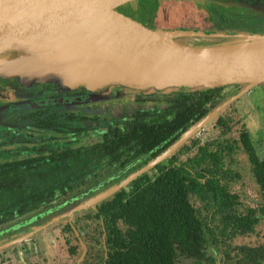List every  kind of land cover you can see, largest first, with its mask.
<instances>
[{
  "label": "trees",
  "instance_id": "1",
  "mask_svg": "<svg viewBox=\"0 0 264 264\" xmlns=\"http://www.w3.org/2000/svg\"><path fill=\"white\" fill-rule=\"evenodd\" d=\"M183 26L174 22L169 28ZM238 85L180 90L172 94L176 108L169 117H157L162 122L139 120L126 131L109 127L96 140L82 142L77 135L85 127L65 120L86 116L61 114L59 122L55 113L30 112L27 117L43 129L44 138L8 141L0 150V251L61 224L68 233L65 257L73 264L83 249L77 264H264V156L256 154L242 124L234 134L232 123L238 120H233V102L210 120L219 128L217 137L197 147L192 156L179 161L177 150L166 163L155 165L156 172L142 171L125 186L95 199L141 169L124 173L102 168L114 166L119 159L127 162L139 153L153 158L236 93ZM24 142L28 147L19 153ZM235 150L245 159V169L239 157L241 170L222 168L235 162ZM109 173L120 176L73 201L89 188L91 176L96 185ZM247 194L254 195L255 205L244 201ZM59 195L61 203L69 201L59 202L54 209L51 202ZM49 208L54 211L35 217L28 227L20 222L19 229L1 225L23 212ZM69 209L73 211L66 214ZM57 214L58 219L39 226Z\"/></svg>",
  "mask_w": 264,
  "mask_h": 264
},
{
  "label": "water",
  "instance_id": "2",
  "mask_svg": "<svg viewBox=\"0 0 264 264\" xmlns=\"http://www.w3.org/2000/svg\"><path fill=\"white\" fill-rule=\"evenodd\" d=\"M135 1L0 0V77L19 78L18 82L26 86L34 81L52 82L63 88L84 87L91 91L99 90L105 83L159 88L170 85H243V89L209 110L187 129L169 151L242 93L264 82V51L241 52L223 48L239 42L264 39V33L242 34L240 41L215 47L184 44L174 39L173 32L154 27L120 9ZM37 40L113 46L124 50L129 57L123 60L124 68L113 69L73 58L7 48L14 43ZM11 50L16 52H12L13 57L7 58ZM143 170L141 168L113 184L95 199L125 186ZM72 211L69 209L66 214ZM59 216L54 215L39 226L44 227ZM83 253L84 250L77 262Z\"/></svg>",
  "mask_w": 264,
  "mask_h": 264
},
{
  "label": "rangeland",
  "instance_id": "3",
  "mask_svg": "<svg viewBox=\"0 0 264 264\" xmlns=\"http://www.w3.org/2000/svg\"><path fill=\"white\" fill-rule=\"evenodd\" d=\"M210 0H137L135 2L126 4L120 9L124 12L130 13L138 18L145 20L146 22H152L154 25H160V29L167 32H173V37L180 43L191 44L196 46H207L215 47L226 45L229 43L240 41L239 38L234 40H228L225 36L210 35L204 33H196L188 29L192 20L191 17L187 18L189 15H194V11L197 14L198 22L197 25L199 29H205L206 27L218 26L219 28H226L228 26H234L235 24H242L253 29H264V0H217L209 4ZM222 5L218 8L209 9L211 18L204 11V6H216ZM187 15V16H186ZM221 15V17L219 16ZM177 16L178 19L174 21L173 17ZM184 24L182 28H169L173 23ZM193 25V24H192ZM16 51H8L7 58L13 57ZM4 78H14V77H4ZM19 80V78H15ZM28 84L29 87H33L37 82ZM18 83V82H17ZM121 85V84H119ZM106 90H115L118 86L116 83H105L101 88ZM126 85H124L125 87ZM178 86V85H170ZM168 87V86H165ZM129 88L140 90L138 94L134 97L132 94L128 93ZM159 87L155 86H126V88H120L118 95L114 98H108L106 105L97 106L94 108H88L82 104H76L71 109L77 114L86 115V112L93 119H76L78 125H83L85 131L82 134L77 135L79 142L85 141L86 139L93 138L94 140L99 137L100 133L103 131L105 124L109 121H113L115 118L120 117H130L138 108V105L134 98H140L146 93L157 89ZM163 88V87H160ZM125 89V90H124ZM238 90L243 89V85L237 86ZM88 90V89H87ZM104 90V91H106ZM128 90V91H127ZM126 91V92H125ZM105 94V93H104ZM264 82L252 86L250 89L242 93L233 101V120H238L237 124L234 122V134H237L235 128H238L240 124L246 130L249 142L256 152L260 156H264ZM33 98V99H32ZM31 100H34V94L30 96ZM18 94L14 89L6 88L0 92V142L5 141L9 134H11V126H6L2 122H6L8 125L17 119L20 111L17 105ZM96 104V103H95ZM3 107V108H2ZM65 108V107H64ZM62 108V109H64ZM156 109L159 106L155 107ZM61 109V110H62ZM66 124H71L67 122ZM212 130L210 125L204 127L203 130L199 131L196 135L200 138H205L211 133ZM35 137V131L33 134ZM37 140V139H34ZM40 141V140H38ZM241 161V165L245 169L246 163L242 154H238ZM120 175L117 173H109L104 176L105 180L103 183L96 184L93 182L95 176L89 178L87 188L80 196H76V199H82L87 197L97 190H99L102 185L111 183L114 179L118 178ZM254 195H248L244 199L245 202H249L255 205ZM61 195L55 197L51 202L53 208L59 205L61 200ZM60 202L63 203L68 202ZM57 208V207H56ZM52 211L51 208L40 211L39 209L23 212L19 215L13 217L5 223H1L3 226L14 225L15 228L19 226L17 223L25 224L28 227L35 217L43 215H49ZM17 225V226H16ZM41 226V225H40ZM19 229V227L17 228ZM62 225H56L52 229L47 230L43 234L33 235L31 237L20 239L18 243L7 247L0 251V264H73L72 259L65 257L64 243L65 236L68 233L62 231ZM5 234V233H4ZM3 234V236H5ZM261 234L264 236V227L261 228ZM66 260H65V259Z\"/></svg>",
  "mask_w": 264,
  "mask_h": 264
},
{
  "label": "flooded vegetation",
  "instance_id": "4",
  "mask_svg": "<svg viewBox=\"0 0 264 264\" xmlns=\"http://www.w3.org/2000/svg\"><path fill=\"white\" fill-rule=\"evenodd\" d=\"M217 2V0H210L209 4ZM222 5H214V6H204V11L208 14V17L211 18L209 9L212 8H218ZM194 15H186L187 18L191 17V20L193 21L191 26L188 28L196 33H204V34H210V35H217V36H225L228 38V40H234L237 38H240L242 34L246 33H264V29H253L247 26H243L240 24H235L234 26H228L226 28H219L218 26H209L205 29L200 30L199 26L197 25L198 17L196 12H193ZM221 17V15H219ZM141 19V18H140ZM143 20V19H142ZM145 21V20H143ZM146 22V21H145ZM148 23V22H147ZM154 27H157L152 22L148 23ZM160 28V27H159ZM182 28V27H178ZM175 29V28H174ZM177 29V28H176ZM18 81L15 80V78H4L0 77V92L1 90H4L6 88H11L16 91L18 94V101L17 105L19 107L20 114L17 119L13 120V122L9 125L6 122H2V124L6 126H13L10 128L11 134H9L8 138L0 142V150L2 148V145L5 142L8 141H14L16 139H21L23 141H28L30 139H37L41 140L44 138L43 129H38L34 127L33 123L30 122L27 115L30 112L37 113L38 115L44 116V114L48 113H55L58 115L56 117V121L59 120L61 122L62 116L61 114H74L76 116H86V119H91L93 116H90L88 112H86V115L83 114H77L75 113L71 108L74 107L76 104H82L83 107L87 106L88 108H94L95 105L97 106H104L106 105L108 98H114L118 95L120 88H126L124 85L116 86L115 90H106L105 88H100L99 90H87L86 88H63L61 86H57L52 83H37L33 87H23ZM200 88V86H194V87H182V86H168L163 88H157L153 89L152 91L146 93L140 98H134V101L140 105L141 107L138 108L130 117H118L115 118L113 121H109L104 126V130L108 129L109 127L111 129H117V130H128L130 125L134 123L135 121L142 120L145 123H149L155 119H157L158 122H162L160 120H163V118H157L159 115H162L164 117V114H166V118L169 117V113L172 112L173 108L176 107L172 104L173 102L170 100L172 97V94L175 92H178L180 90H194ZM106 90V91H104ZM125 90V89H124ZM130 94H132L134 97L138 94L140 90L138 89H128ZM127 90V91H128ZM126 92V91H125ZM105 93V94H104ZM34 94V100L29 99L30 96ZM33 99V98H32ZM84 100H88L85 102ZM96 103V104H95ZM156 106H159V108H155ZM65 107V108H64ZM3 108V107H2ZM64 108V109H62ZM62 109V110H61ZM203 109V108H202ZM40 116V117H42ZM76 119L73 120H65V122H70L71 124L76 122ZM215 121H209L202 127H200L196 132H194L192 135H190L186 140L181 142L176 148L169 151V149L173 146V144L179 139L175 140L172 144H170L167 148H165L163 151L158 153L153 158H149L148 156L150 153H139L133 157H130L129 161L123 162L122 160H118L116 164L110 167L102 168V171H111V172H132L139 168H144L143 171H150V172H156L155 165L157 163H166L167 159L172 156L174 153H176L177 150V158L179 161H182L185 159L186 156H192L194 154L197 147L204 145L205 142H210L213 139L217 137L219 128L215 125ZM210 125V128L212 130L211 133L208 134L207 137L200 138L196 134L203 130L204 127ZM234 122L232 123L233 128ZM35 131V137H33ZM102 131V133H103ZM38 132V134H37ZM93 140V138H91ZM20 144H18L19 146ZM22 146H25L19 153L25 152L26 148L28 147L27 143H23ZM183 146V147H181ZM181 147V148H180ZM233 159H235V162L232 164H225L222 168H230L232 170L239 171L241 170V165H238L237 158L239 157L237 155V152L232 154ZM185 169L190 171L191 169L188 166H184ZM73 234L77 237V240L79 241L78 232L72 227ZM77 232V235L75 232ZM81 244V247L83 248V244ZM84 250V249H83ZM82 250V251H83ZM81 251V253H82ZM80 253V254H81ZM84 254V253H83ZM80 256V255H79ZM78 256V257H79ZM83 256V255H82ZM65 259V258H64ZM66 260V259H65ZM79 262V261H78ZM77 258L74 262V264H77Z\"/></svg>",
  "mask_w": 264,
  "mask_h": 264
},
{
  "label": "bare ground",
  "instance_id": "5",
  "mask_svg": "<svg viewBox=\"0 0 264 264\" xmlns=\"http://www.w3.org/2000/svg\"><path fill=\"white\" fill-rule=\"evenodd\" d=\"M7 48L35 51L40 53V55L50 54L73 58L103 68L113 69L124 68L123 60L129 57L128 54L120 48L113 46L107 47L88 42L37 40L14 43L7 46ZM223 48L241 52L264 51V39L239 42Z\"/></svg>",
  "mask_w": 264,
  "mask_h": 264
}]
</instances>
